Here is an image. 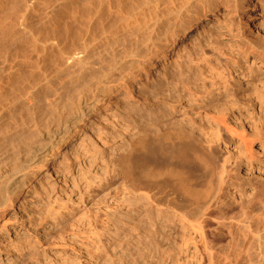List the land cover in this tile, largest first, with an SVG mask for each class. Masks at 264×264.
<instances>
[{"label": "rangeland", "instance_id": "rangeland-1", "mask_svg": "<svg viewBox=\"0 0 264 264\" xmlns=\"http://www.w3.org/2000/svg\"><path fill=\"white\" fill-rule=\"evenodd\" d=\"M253 3L173 38L172 24L156 57L102 80L73 135L8 177L26 182L0 211V264H264V58L242 59L233 36L264 37V0ZM211 31L217 54H239L223 70L241 74L242 93L224 88ZM46 105L5 115L0 140L46 120Z\"/></svg>", "mask_w": 264, "mask_h": 264}, {"label": "bare ground", "instance_id": "bare-ground-1", "mask_svg": "<svg viewBox=\"0 0 264 264\" xmlns=\"http://www.w3.org/2000/svg\"><path fill=\"white\" fill-rule=\"evenodd\" d=\"M12 1L9 4L6 0V7H3L5 1L0 4L6 8H0V129L6 126L5 115H16L20 108L35 110L46 103L47 119H33L20 132L0 140V211L13 203L14 194L26 182L25 176H20L8 183V177L27 170L31 161L40 162L42 158L37 153L43 148L73 135L71 129L90 110L89 94L96 97L105 90L102 80L111 71L121 72L142 62L148 54L151 59L156 57L153 55L155 41L166 36L172 24L178 28L171 38L191 30L200 15L210 20L208 14L216 17L225 7L238 11L256 6L253 0H242L243 3L235 2L232 6L233 0ZM254 18L256 15H249L245 24L249 26ZM241 34L233 36L238 39L242 59L247 61L252 57L263 61L261 42L264 37L258 35L256 39L247 40ZM213 37L212 32L206 44L213 50L211 58L218 67L215 70L224 88L242 93L246 88L241 74L236 70L228 73L223 70L237 65L235 60L239 54L231 56L233 59L223 58L217 54L222 52L210 42ZM202 50L203 47L198 52ZM124 58L130 60L122 61ZM97 66L100 71L96 70ZM250 68L259 70L254 63ZM250 109L254 110L253 104ZM221 124L230 135L234 133L226 120ZM137 144V141L132 142L131 148H136ZM3 152L8 154L3 156ZM125 167L127 165L123 170L130 176L131 167ZM131 183L134 185L133 180ZM186 194L195 200L202 198L189 190Z\"/></svg>", "mask_w": 264, "mask_h": 264}]
</instances>
